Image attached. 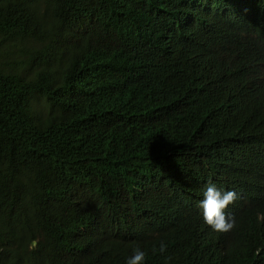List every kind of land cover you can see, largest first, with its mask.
<instances>
[{"label": "trees", "instance_id": "16d2710c", "mask_svg": "<svg viewBox=\"0 0 264 264\" xmlns=\"http://www.w3.org/2000/svg\"><path fill=\"white\" fill-rule=\"evenodd\" d=\"M215 180L244 196L228 233L194 214ZM136 246L264 264V0H0V264Z\"/></svg>", "mask_w": 264, "mask_h": 264}, {"label": "clouds", "instance_id": "9594fccd", "mask_svg": "<svg viewBox=\"0 0 264 264\" xmlns=\"http://www.w3.org/2000/svg\"><path fill=\"white\" fill-rule=\"evenodd\" d=\"M95 0H68L69 8L76 12H84L87 6ZM244 200V196L238 186L223 181H209L202 183L196 201L193 204L194 214L201 224L210 226L214 231L228 233L236 230V219L238 218L236 206ZM168 245L161 240L159 246L153 245L152 253L164 254ZM148 252L140 246L133 249L126 264H145ZM166 261L170 257L165 258Z\"/></svg>", "mask_w": 264, "mask_h": 264}, {"label": "rangeland", "instance_id": "374dc122", "mask_svg": "<svg viewBox=\"0 0 264 264\" xmlns=\"http://www.w3.org/2000/svg\"><path fill=\"white\" fill-rule=\"evenodd\" d=\"M92 4V3H91Z\"/></svg>", "mask_w": 264, "mask_h": 264}]
</instances>
